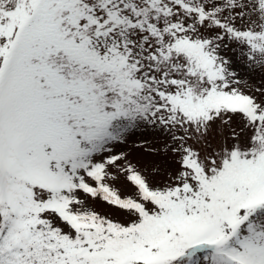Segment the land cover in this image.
I'll list each match as a JSON object with an SVG mask.
<instances>
[{
    "label": "snow or ice",
    "instance_id": "6c2138e0",
    "mask_svg": "<svg viewBox=\"0 0 264 264\" xmlns=\"http://www.w3.org/2000/svg\"><path fill=\"white\" fill-rule=\"evenodd\" d=\"M0 264H264V0H0Z\"/></svg>",
    "mask_w": 264,
    "mask_h": 264
},
{
    "label": "rangeland",
    "instance_id": "374dc122",
    "mask_svg": "<svg viewBox=\"0 0 264 264\" xmlns=\"http://www.w3.org/2000/svg\"><path fill=\"white\" fill-rule=\"evenodd\" d=\"M229 56H232V53H228ZM236 70L241 74V76H244L247 78L248 73L246 69L243 67V65L239 64L237 61L235 64ZM147 139L149 142H151L154 146H160L163 143V137H154L152 135H148ZM143 138L138 134L134 141L130 142L127 147L124 148V151L129 153V159L133 163H138L140 166H144L148 163H150L154 159H163L162 156H151L148 154L143 153L142 151L135 150L136 146L143 143ZM103 211V209H101Z\"/></svg>",
    "mask_w": 264,
    "mask_h": 264
}]
</instances>
